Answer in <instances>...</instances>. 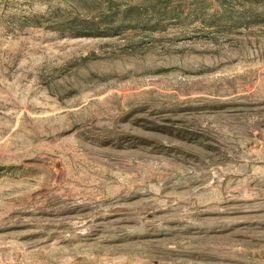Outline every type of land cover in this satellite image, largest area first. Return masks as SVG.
I'll return each instance as SVG.
<instances>
[{"label": "rangeland", "instance_id": "rangeland-1", "mask_svg": "<svg viewBox=\"0 0 264 264\" xmlns=\"http://www.w3.org/2000/svg\"><path fill=\"white\" fill-rule=\"evenodd\" d=\"M0 264H264V0H0Z\"/></svg>", "mask_w": 264, "mask_h": 264}]
</instances>
